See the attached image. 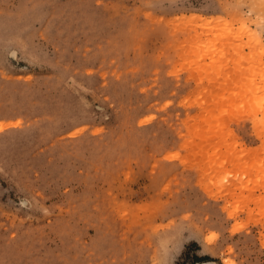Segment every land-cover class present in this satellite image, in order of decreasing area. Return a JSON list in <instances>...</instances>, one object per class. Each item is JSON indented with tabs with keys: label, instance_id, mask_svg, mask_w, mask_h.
Wrapping results in <instances>:
<instances>
[{
	"label": "rangeland",
	"instance_id": "1",
	"mask_svg": "<svg viewBox=\"0 0 264 264\" xmlns=\"http://www.w3.org/2000/svg\"><path fill=\"white\" fill-rule=\"evenodd\" d=\"M0 122V264H264V0H0Z\"/></svg>",
	"mask_w": 264,
	"mask_h": 264
},
{
	"label": "bare ground",
	"instance_id": "2",
	"mask_svg": "<svg viewBox=\"0 0 264 264\" xmlns=\"http://www.w3.org/2000/svg\"><path fill=\"white\" fill-rule=\"evenodd\" d=\"M3 126H4V124L0 122V128H2ZM197 264H205V262H200V263H197Z\"/></svg>",
	"mask_w": 264,
	"mask_h": 264
},
{
	"label": "trees",
	"instance_id": "3",
	"mask_svg": "<svg viewBox=\"0 0 264 264\" xmlns=\"http://www.w3.org/2000/svg\"><path fill=\"white\" fill-rule=\"evenodd\" d=\"M191 245H195V243H194V242H192V243H191ZM195 259H200V257H198V256H195Z\"/></svg>",
	"mask_w": 264,
	"mask_h": 264
}]
</instances>
